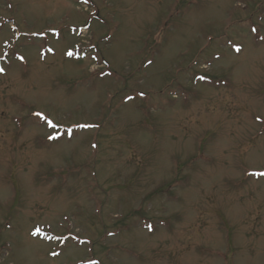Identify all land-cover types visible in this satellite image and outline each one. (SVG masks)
Listing matches in <instances>:
<instances>
[{
    "label": "rangeland",
    "instance_id": "rangeland-1",
    "mask_svg": "<svg viewBox=\"0 0 264 264\" xmlns=\"http://www.w3.org/2000/svg\"><path fill=\"white\" fill-rule=\"evenodd\" d=\"M261 173L264 0H0V264H264Z\"/></svg>",
    "mask_w": 264,
    "mask_h": 264
},
{
    "label": "snow or ice",
    "instance_id": "snow-or-ice-1",
    "mask_svg": "<svg viewBox=\"0 0 264 264\" xmlns=\"http://www.w3.org/2000/svg\"><path fill=\"white\" fill-rule=\"evenodd\" d=\"M259 175L264 176V173H261V174H259Z\"/></svg>",
    "mask_w": 264,
    "mask_h": 264
}]
</instances>
